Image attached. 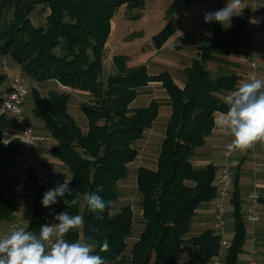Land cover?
<instances>
[{"label":"trees","instance_id":"obj_1","mask_svg":"<svg viewBox=\"0 0 264 264\" xmlns=\"http://www.w3.org/2000/svg\"><path fill=\"white\" fill-rule=\"evenodd\" d=\"M200 1L204 0H172L167 9L168 23L151 38L155 48L167 43L181 27V14ZM38 5L48 11L44 25H36L31 19ZM124 5L131 11V20L136 21L143 16L146 0H0V55L16 61L30 82H58L59 88L47 94L31 87L29 95L33 98L32 115L43 124L41 131L35 129L54 141L49 152L58 165L47 166L55 186L65 179L60 168L72 178V195L58 198L55 212L67 211L84 219L82 227L71 230L65 239L76 242L90 237L95 241L93 254L102 256L105 264H207L220 247V236L212 227L192 234V227L199 208L217 195L220 163L196 166L194 157L212 135L216 113L227 111L223 96L240 80L235 72L214 76L208 63L225 62L224 56L241 46L252 13L244 10L229 30L214 22L211 33L199 35L197 54L184 70L186 83L181 87L168 71L151 74L146 64L129 65L126 54L113 57L115 70L105 77L112 20ZM6 78L0 72V83ZM153 81L161 82L166 90L165 103L153 99L148 106L133 108L142 89ZM75 95L82 97L75 111L86 117L87 130L72 111ZM165 105L171 111L157 167L140 166L136 173L141 210L137 221L130 203L116 202L123 200L121 185L132 175L130 165L139 156V142ZM7 118L12 119L0 117V234L16 214L15 175L11 181L8 173L20 153V139L4 142ZM240 169L239 164L234 170V236L224 264L239 263L250 227L244 217ZM260 192L262 220L252 236L264 264V186ZM84 193L111 201L99 214L102 218L83 202ZM76 197L80 203L67 208L63 201ZM41 201L42 190L33 180V210L24 227L37 234L45 209ZM105 240L110 250L101 252ZM185 251L189 256L183 258Z\"/></svg>","mask_w":264,"mask_h":264},{"label":"crops","instance_id":"obj_2","mask_svg":"<svg viewBox=\"0 0 264 264\" xmlns=\"http://www.w3.org/2000/svg\"><path fill=\"white\" fill-rule=\"evenodd\" d=\"M242 2H243L244 8H243L241 14L246 9L249 10L251 13L255 9H258V10L263 9V4H262L261 0H242ZM227 3H228V0H204V1L193 3L189 7L188 11L183 12L181 14V27H180V29L167 41V44L170 43L171 41H174V42L176 41V45L174 48L163 49V47H162L161 49H157L152 45L153 47H151V50L149 49L151 53L150 52H142V54H144V55H147L150 53L149 57L140 61L139 63H135L136 61H133L136 59L131 58V56H132L131 53L127 54V53L116 52L115 55H119V54L129 55L130 56V60L128 62L129 65H138V64H142V63L146 64L150 73H151L150 64L151 63H157L161 66V70H159L158 72L151 73V74H158L162 71H168L172 74L175 81L181 87H183L186 83V75L184 73V70L186 67L191 65L193 58L196 56V52H195L194 47H191L188 43L189 42L188 35L195 32V37L197 36L199 38V35L201 33H211L213 28H214V22L207 23V25H205L204 13L222 9L227 5ZM238 16L239 15H236V16H233L231 18V21H233V22L230 26L225 25L224 26L225 30H229V28L235 23ZM253 24L259 26L257 34L253 33L254 32V30H252V27H254ZM262 26H264V22L261 23L260 25H258L256 23H252L250 21V24L246 29L245 36L242 40L241 46L233 49L235 51L241 50L244 46H248V48H249V45H245V42L248 41V40H246L247 35L248 34L250 35V33H253V35L256 34L255 39H254V40H256V42L253 44V41L250 40L251 41V44H250L251 45V47H250L251 53L249 55H245V56L250 57V58L245 60V58L242 59V58L238 57L236 59L237 63L239 64L238 65L239 69L241 70L240 73L237 72V74L240 76L239 82L248 80L247 79V73H248L247 71L249 70V68H248L247 62L253 56H255L254 53H256L257 48H262V49L264 48V44H263L264 43V29H261ZM115 31H117L116 35H118L117 28H114V26H112L111 35H113ZM153 35L154 34H152L150 38H152ZM120 36L121 35H119L118 37H120ZM109 40H108V42H109ZM108 42H107V45H108ZM107 45H106V48H107ZM127 49H130V48L128 47ZM247 50H244V51H247ZM112 51H113V49H112ZM163 51H166V52H163ZM156 52H160V54H159L160 56L154 55V53H156ZM256 58H257V56H256ZM224 59H225V56H224ZM260 59H261L260 62H258L257 75H258V78L264 79V56H263V58H260ZM213 62H218V61H213ZM221 63H223V62H220V64ZM9 66H10V68H12V70H15V71L12 73L1 71L2 73L7 75V78L3 81V85H0V94H6L8 92L9 86H10V81L12 80L13 77L17 76L18 73L22 71L20 65L17 64L16 61H14L13 59H12V62L9 63ZM238 66H236V67H238ZM114 70H115V68H114ZM147 88H149V90H152V91L153 90H159V94L153 93L154 96H152L147 103H144V104L140 103V105H138V102H140L139 100L142 98V97L140 98V94H139L137 99L132 104L133 108L145 107V106H148L153 99H160V98H167L168 97L166 90L162 87V83L159 81L150 82ZM86 93L87 92H85L84 94H86ZM32 99L29 100V97H28L26 100V103H25L26 111L28 113L30 112L31 114H32V107H33V100ZM164 109H165V116L164 117H167V119H168L171 109L169 106H163L162 112ZM221 113L222 112H217L216 118ZM76 117H77L79 123L83 126V128L85 130H87V124H86L87 119H85V117H83L81 115L79 110L77 111ZM7 121H8V125H7L6 131L4 133V142L5 143H8L10 140H12L14 138L19 139V134H20V129H19L18 125L15 123V121L13 119H8V118H7ZM156 121L157 120H155L152 127L149 128L145 132V139L143 140L144 143H146V147H147L144 149L145 157L147 159L150 158L153 161V164L151 165L150 163H141L140 157H141L142 153L139 152V156L137 157V159L130 165L131 174L134 177V186L135 187H136V173H137V169L140 166H146V167H149L152 169H155L157 167V158L159 155V151H160L162 141H163L164 136H165L167 124L163 122L161 124V126H157V125H155ZM35 123L43 126V124H41V122L35 121ZM232 139H233V137L229 133L221 132L215 126V129H214L212 135L209 136L207 139L206 146L199 148L197 150V154L194 157V164L196 166L202 167V166L207 165L210 162L221 163L222 162V154H221V152L219 153L216 150H218L221 145L227 146L229 143H231ZM156 140L159 141V148L157 149V151L154 150L153 152H151L152 154H154V155H151L149 153V150L154 147L153 145H155ZM53 144H54L53 139L48 137L46 139V141L43 144H41L39 151L42 155V161L44 164L50 165V166H57L58 165L57 159L54 158L49 152V149ZM252 148L254 151L253 153H251L250 151L249 152L251 154L246 153L247 156L251 157L250 161H246V158L242 157V158H240L239 163L237 164V167L239 164L241 165V169L239 171V186H240L241 193L243 196V202H246V203L248 201L249 192L253 188L257 187L260 189L264 186V180H261L259 178V174L261 172H262V175L264 177V166L262 168V166H260V164H257V162H254V160H253V159H255V157L256 158L258 157L259 160H261V161L264 160V143L258 142ZM46 150H48V151H46ZM247 150H249V149H247ZM252 157H254V158H252ZM235 160H236V158L232 159V163L235 162ZM19 161H20L19 156H17L15 161H14V164L12 165V167L8 173L9 174V180H11V181L14 180V175H15ZM10 196H13L12 190L10 191ZM213 206H214V204H213V202H211V203H205L201 206V208H199V210L197 211V216L195 217V222H194L193 227H192V234H199L203 230L212 227V223H213V221H212L213 220L212 209H213ZM262 207H263V205L260 203V208L262 209ZM233 212H234V210H231V212L229 214V219H228L229 223H228V229H227V237L229 238V240H231L232 237L234 236ZM255 228H253L251 225L248 228V237H247V241L245 244V250L240 255L238 264H247V262L249 260H251L253 257H255V255L253 254V250L258 251V248H256V246L254 245L255 242H254L253 236H252V232L254 231ZM258 257H259V251L256 255V258H258Z\"/></svg>","mask_w":264,"mask_h":264},{"label":"clouds","instance_id":"obj_3","mask_svg":"<svg viewBox=\"0 0 264 264\" xmlns=\"http://www.w3.org/2000/svg\"><path fill=\"white\" fill-rule=\"evenodd\" d=\"M243 8L242 0H228L224 8L204 13V21L230 26L231 18L240 15ZM252 23L258 21L252 20ZM222 102L227 111L222 112L214 123L221 132H227L233 137L227 145L229 153L245 151L258 142L264 143V79L252 76L239 82L233 91L223 96ZM71 179L65 175L63 183L45 192L42 206L50 208L66 193L72 195L69 188ZM258 198L259 193L256 191L249 195L252 201ZM82 199L98 216L111 205V201H105L95 193H84ZM63 202L67 208L72 207L80 203V197ZM249 212H254V206L249 208ZM249 219L256 222L260 218L258 215H251ZM54 220L57 223L41 225L38 234L25 227L13 225L9 232L0 236V264H105L102 256L93 254L95 241L90 237L87 241L76 242L65 239L71 230L82 227L84 219L81 215H70L64 211L55 214ZM109 250L110 245L105 240L100 251Z\"/></svg>","mask_w":264,"mask_h":264},{"label":"rangeland","instance_id":"obj_4","mask_svg":"<svg viewBox=\"0 0 264 264\" xmlns=\"http://www.w3.org/2000/svg\"><path fill=\"white\" fill-rule=\"evenodd\" d=\"M171 2H172V0H146V5H145V8L143 10V16H142V18H140L139 20H136V21L131 20L130 9H128L125 5L120 8L119 12L113 17V20H112V26H114V28H117L118 35H116L117 31H115L113 35H110V37H109L110 40L108 39L109 42H108V45L106 48V58L104 61L105 62V77H107L110 73L114 72L113 57H114L116 52L127 53V54L131 53V55H132L131 58L136 59V60H133V61H136L135 63H139L140 61L149 57V55L151 53L150 52L151 47L154 46L152 44L150 37L152 34H156L158 31H160L168 23L169 18L166 15H167V9H168ZM256 10H258V9H255L253 11H256ZM47 16H48V11H43L42 5H38L37 9L31 14V19H32L33 23L36 25H44V24H46ZM232 22L233 21H231V24H232ZM205 25H207V23H205ZM258 29H259V26L254 25V27H252V30H254L253 33L257 34ZM261 29H264V26H262ZM253 33H250V35L248 34L247 38H246V40H248V41L245 42V45H249V48H248V46H244L241 50H236V51L233 50L230 55L225 56V62H223L221 64H220V62L208 63V67L211 69L214 76H218L221 74H228V73H232V72L240 73L241 70L239 69V66H238L239 64L237 63L236 59L238 57H240L242 59L245 58V60L250 58V57H247L245 55H249L251 53V50H250L251 41L250 40L253 41V44L256 42V40H254L256 34L253 35ZM119 35H121V36L118 37ZM188 39H189V42H188L189 45L191 47H194L195 52H196L197 45L199 43V38L197 36L195 37V32L192 34H189ZM175 45H176V41L175 42L171 41L168 44L166 43L163 46V49L174 48ZM128 47L130 49H127ZM112 49H113V51H112ZM244 50H247V51H244ZM142 52H150V53L147 55H144V54H142ZM163 52H166V51H163ZM159 54H160V52L154 53V55H156V56ZM196 54H197V52H196ZM254 55L255 56H253L247 62L248 68H249V70L247 71L248 73L250 71L249 62L255 61L258 64V62H260V60H261L260 58H263V56H264V48L263 49L257 48L256 53H254ZM256 56L258 59L256 58ZM11 62H12V58L10 56L0 55V72L1 71L2 72L3 71L8 72V73L14 72L15 70H12V68H10V66H9V63H11ZM150 66H151L150 67L151 73L158 72L159 70H161V66L157 63H151ZM236 66H238V67H236ZM256 72H257V70H256ZM248 73H247V75H248ZM18 75H24V74L21 71L18 73ZM0 85H3V82L0 83ZM31 85H32V87L39 88L41 93H43V94H47L49 91L54 90L57 87L59 88L58 82H56V81H48V82H45L43 84H41V83L37 84V83L32 82ZM153 93L159 94V90H153L152 91V90H149V88H147V87L142 89V91L140 93V98L141 97L142 98L139 100L140 102H138V105H140V103L141 104L147 103L149 101V99L152 96H154ZM80 98H82V97H78L77 95H75L74 100L72 101L71 107H72V111H74V113H77L75 111V109L81 100ZM31 99H32V96L29 95V100H31ZM159 100H161V102L165 103L166 98H160ZM80 113L83 117H85L82 112H80ZM164 116H165V109L163 110V112L161 109L159 118H157L155 125L161 126V124L163 122L167 124L168 119H167V117H164ZM28 117L31 120V122L33 123V125L35 126V128L37 130L41 131V129H40L41 125L35 123V121H34L35 119L30 112L28 113ZM85 119H86V117H85ZM86 124H87V120H86ZM144 139H145V136L138 144L139 151L142 153V155L140 157L141 163H150L152 165L153 161L150 158L147 159L145 157L144 149L147 147H146V143H144V141H143ZM153 146L154 147L149 150V153L151 155H154L151 152H153L154 150L157 151V149L159 148V141L156 140L155 145H153ZM227 150H228L227 146L221 145L220 148L216 151H218L219 153L220 152L223 153L224 151H227ZM46 151H48V150H46ZM249 151L251 153L254 152L253 148H250L249 150H245V151L236 150L234 152V154L232 156V159L236 158L235 162L232 163L234 170L236 169L240 158L245 157L246 161H250L251 157L247 156V154H246V153H250ZM252 158H254V157H252ZM253 160H254V162H257V164H260V166H262V168H263L264 160L261 161V160H259L258 157L257 158L255 157V159H253ZM60 172L62 173L63 178H65V175L68 177V173H66L67 172L66 169L60 168ZM260 174H259V178L261 180H264L262 172ZM121 191L123 193V200H122V198H120L119 201L116 202V205L121 204L122 201L124 203H130L134 209L135 219L138 221L141 217L140 195L138 194V191H137L136 187L134 186L133 175H131L130 178H128L124 183H122ZM32 210H33V207H30L29 213L25 218L26 225L30 221V217L32 215ZM261 217H262V211H261ZM138 231H139V226L136 227V232H138ZM136 235L137 234H135V236ZM134 239L135 238L133 236L132 240H130V243H132L134 241ZM188 256H189L188 251H185L183 253V258H186ZM258 259L260 262L259 257H258Z\"/></svg>","mask_w":264,"mask_h":264},{"label":"built area","instance_id":"obj_5","mask_svg":"<svg viewBox=\"0 0 264 264\" xmlns=\"http://www.w3.org/2000/svg\"><path fill=\"white\" fill-rule=\"evenodd\" d=\"M262 10L252 11L250 21H258V25L264 22V0ZM255 65L253 68L252 65ZM250 71L247 79L252 76L258 78L257 67L255 61L249 62ZM32 83L24 75H17L10 81L9 90L6 94H0V117L9 116L20 129V153L19 163L15 174V183L13 186L14 199L16 203V214L8 223L7 228L2 231L0 236H3L10 231L13 225L24 227L26 222V214L31 206V183L34 180L43 194L50 189L55 188L53 181V172L51 168L42 162V155L39 151L41 144L46 141V137L39 133L33 123L29 119L25 109L26 100L31 91ZM254 147V146H253ZM235 151L229 153L228 150L222 154V162L215 181L217 187V195L213 199V223L212 228L216 235L220 236V247L217 253L211 258L207 264H224L226 251L230 246V240L227 237L228 219L231 210H233V189H234V169L232 166V156ZM256 191L259 193V198L255 201L249 199L250 193ZM248 195V201L244 208V217L246 222L255 228L262 220L260 210V199L262 193L259 188H253ZM254 206V212H249V208ZM23 212V214H22ZM55 205L44 209L43 220L41 225L57 223L54 220ZM258 215L259 220L252 222L249 217ZM254 240V236H253ZM258 251L253 250V257L247 264H261L256 258Z\"/></svg>","mask_w":264,"mask_h":264}]
</instances>
